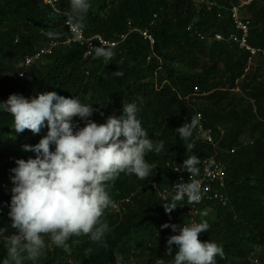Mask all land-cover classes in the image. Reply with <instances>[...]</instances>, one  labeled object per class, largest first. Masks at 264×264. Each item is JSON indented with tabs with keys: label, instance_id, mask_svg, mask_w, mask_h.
<instances>
[{
	"label": "trees",
	"instance_id": "16d2710c",
	"mask_svg": "<svg viewBox=\"0 0 264 264\" xmlns=\"http://www.w3.org/2000/svg\"><path fill=\"white\" fill-rule=\"evenodd\" d=\"M218 1L229 5L234 0ZM59 7L69 11V0H60ZM248 15L252 22L250 44L264 50V0L249 7ZM65 19L45 0H0V102L11 94L31 97L56 91L66 98L78 96L81 102L87 99L96 109L91 119L98 123L108 116L122 115L124 104L135 102L149 138L155 143L163 140L164 149L159 154H146L147 162L154 165L149 178L141 180L121 173L108 182L113 204L122 201L125 208L121 215L114 213L112 206L105 210L101 219L108 222L110 231L104 244L86 235L72 236L66 248L47 246L43 264H68V259L76 264H116L119 258L124 264H157L158 259L172 264L178 248L173 244L169 253L167 240L179 234V228L192 217L193 202L184 198L176 202V209L166 213L163 206L171 203L174 194L162 200L157 188L173 186L177 181L167 164L178 166L188 178L184 160L195 155L201 168L204 159L212 154L198 125L189 140L180 138L175 131L183 123L197 119L198 113L203 116L204 127L211 128L215 137L219 135L218 126L226 132L219 153L228 165L222 192L230 200L227 208L209 201L196 207L199 213L195 218L209 225L203 238L198 239L223 246L225 256H217V264H254L249 260L251 256L264 264V55L258 54L249 63V53L235 44L192 35L202 32L212 37L216 32L227 35L233 31L227 19L218 20L215 10L209 12L192 0H91L85 17L84 32L88 37L113 39L130 29L147 28L155 21L150 28L156 38L154 51L138 32L112 49L115 55L111 59L94 55L84 58L82 48L61 45L35 61L23 78L14 80L15 74L25 69L26 56H33L51 42L64 40ZM50 30L58 32L59 37L52 40L43 34ZM46 132L47 128L38 135L28 129L17 133L12 115L0 110V180L13 174L10 170L16 167V159L34 158L35 154L22 146L35 145ZM231 149L236 153L227 154ZM0 192L11 198L2 185ZM209 207H213L215 219L203 218ZM164 223L176 225L177 231L161 229ZM10 225L8 216L0 218L1 227L8 226L7 232L15 231ZM6 256L2 245L0 264Z\"/></svg>",
	"mask_w": 264,
	"mask_h": 264
},
{
	"label": "clouds",
	"instance_id": "9594fccd",
	"mask_svg": "<svg viewBox=\"0 0 264 264\" xmlns=\"http://www.w3.org/2000/svg\"><path fill=\"white\" fill-rule=\"evenodd\" d=\"M235 1L223 6H230ZM69 5L70 10L64 13L65 24L73 39L80 41L91 0H69ZM248 11L249 7L247 15ZM43 34L52 40L60 35L51 30ZM91 51L95 58L111 59L115 55L105 45L91 46ZM17 67L22 68V65ZM251 103L254 105L253 101ZM0 110L12 115L13 129L17 133L28 129L38 135L47 128L38 143L22 146L23 150L34 153V158L16 159V167L10 170L13 186L7 215L15 232L6 235L8 226L0 227V244L7 250L2 264H26L28 261L37 264L47 247L45 236L53 245L62 248L67 247L70 237L81 235L104 244L110 228L101 218L105 210L113 206L108 182L117 179L121 173L135 175L141 180L149 178L154 165L147 162L146 154H159L164 149L163 140L155 143L149 138L138 118V105L135 102L124 104L122 115L108 116L103 123H98L91 119L96 111L93 104L81 102L78 96L66 98L56 91H46L31 97L11 94L6 101L0 102ZM74 118L82 121L84 126L75 124ZM197 125L198 120L193 118L175 131L180 138L189 140ZM199 163V158L192 155L184 160L183 169L196 177L200 171ZM173 188L171 203L163 206L166 213L176 209V202L185 197L190 202L200 199L198 180L180 182ZM217 204L222 208L229 206V203L227 206ZM208 227L207 221L192 222L182 225L179 234L168 238L169 253L173 244L178 246L172 264H217V256L224 258L222 245L198 239V234L207 232ZM166 228L177 231L174 224L161 225V229ZM255 263L259 264L258 260ZM157 264H163V260L158 259Z\"/></svg>",
	"mask_w": 264,
	"mask_h": 264
},
{
	"label": "built area",
	"instance_id": "2783aa9c",
	"mask_svg": "<svg viewBox=\"0 0 264 264\" xmlns=\"http://www.w3.org/2000/svg\"><path fill=\"white\" fill-rule=\"evenodd\" d=\"M198 5H203L207 11L215 10L217 12V19L224 20L225 18L229 19L231 25L233 26L234 31L230 32L227 36L221 33H215L212 37L208 36L204 33H196L197 37L206 40V41H228L238 46L240 50H244L249 53V63L251 59L258 54L264 55V50L261 48L254 47L250 44V32L252 27V22L250 17L247 15V9L251 5H253L257 0H236L235 2L231 3L230 6H223L219 4L216 0H193ZM45 4L49 6L56 14L64 15L60 7V0H45ZM155 21H151L149 26L144 29H130L128 33L115 36L113 39H107L102 35H94L88 37L85 32L83 31L81 35L80 41H75L69 32V27L65 24L64 21V28L66 29V36L64 37L63 41H54L51 42L50 45L46 48H42L39 52L34 54L33 56H26L24 58L23 64L24 68L14 76V80H18L19 78H23L26 74L27 68H29L35 61L41 59L45 55H50L53 50L61 45L72 48L73 46H78L84 50V58H90L94 55L91 51V46H101L105 45L110 47L111 49L119 47L128 36L133 32H139L144 41L148 42L152 51H154L156 46V38L151 33L150 28L155 26ZM131 28V25H129ZM193 25L189 27V30L192 32ZM150 60V58L148 59ZM249 70V67L246 71ZM23 72V75H21ZM87 76H89V72H86ZM195 92H198V88H195ZM198 120V129L202 136V140L206 145L212 147V154L207 156L204 161L202 162V166L199 171V175L196 177L188 176V178L183 174V172L179 169L178 166L174 164H167L169 168H173L175 175L177 177V181L173 186L158 189L157 194L159 198L162 200H167L172 194H174V186L180 182H188L193 179L198 180L201 185L200 190V199L197 202H193L191 208L192 217L187 220L185 225H188L192 222H199L195 216L199 213L196 207L204 201L209 202H219L223 206H227L229 203V199L225 193L222 192V189L226 188V180H227V171L228 165L224 162L221 158L219 150H220V143L226 138V132L222 127L218 126L219 134L218 137H215V133L211 128L204 127V119L201 113L197 115ZM74 123L80 127V123L74 120ZM248 143V142H247ZM246 143V144H247ZM236 149H231L227 151V154H235ZM187 198V197H185ZM10 199L5 197L0 192V218L4 216H8L7 213L9 211L8 205L10 204ZM129 202V200H127ZM123 202H115L112 206V211L116 214H123L124 212ZM1 227V226H0ZM13 232H6V235H11ZM203 233L198 234V238H203ZM3 244H0V249ZM166 246L168 247L167 243ZM178 248V246L176 245Z\"/></svg>",
	"mask_w": 264,
	"mask_h": 264
},
{
	"label": "rangeland",
	"instance_id": "374dc122",
	"mask_svg": "<svg viewBox=\"0 0 264 264\" xmlns=\"http://www.w3.org/2000/svg\"><path fill=\"white\" fill-rule=\"evenodd\" d=\"M83 103H88L87 102V99H85L84 101H83ZM13 175V174H12ZM11 177V176H10ZM10 177L9 178H4V179H1L0 180V186L2 185V186H4L5 188H6V190L11 194V188H12V182H11V179H10ZM205 217H210V218H212V219H215V211H214V209H213V207H209V209H207V210H205L204 211V216H203V218H205ZM44 240H45V244L47 245V246H49V248L51 247V248H53V244L51 243V241H50V239L47 237V236H45L44 237ZM44 257V254L42 255V257L39 259V261L37 262V264H43V260H42V258ZM69 261V263L68 264H76V262H74V260L73 259H68ZM251 262H254V264H256L255 263V260H258V258H255V257H253V256H251L250 257V259H249ZM258 262H259V264H260V260H258ZM125 262L122 260V259H118V261H116V264H124ZM26 264H32V262L31 261H28V262H26Z\"/></svg>",
	"mask_w": 264,
	"mask_h": 264
}]
</instances>
